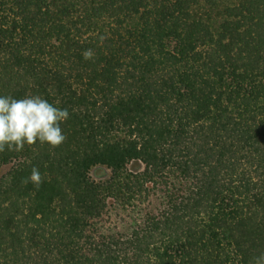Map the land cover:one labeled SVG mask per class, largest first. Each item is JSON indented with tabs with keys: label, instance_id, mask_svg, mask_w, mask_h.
<instances>
[{
	"label": "trees",
	"instance_id": "16d2710c",
	"mask_svg": "<svg viewBox=\"0 0 264 264\" xmlns=\"http://www.w3.org/2000/svg\"><path fill=\"white\" fill-rule=\"evenodd\" d=\"M0 95L69 111L60 146L0 152V264L264 253V0H0Z\"/></svg>",
	"mask_w": 264,
	"mask_h": 264
},
{
	"label": "clouds",
	"instance_id": "9594fccd",
	"mask_svg": "<svg viewBox=\"0 0 264 264\" xmlns=\"http://www.w3.org/2000/svg\"><path fill=\"white\" fill-rule=\"evenodd\" d=\"M82 55L88 60L93 58L94 52L87 49ZM68 117V109H61L39 95L22 99L0 95V152H20L37 141L53 149L60 146L66 140L60 125ZM28 182L36 186L43 182L38 168L33 167L30 176L22 180L24 184ZM252 264H264V253L253 257Z\"/></svg>",
	"mask_w": 264,
	"mask_h": 264
},
{
	"label": "rangeland",
	"instance_id": "374dc122",
	"mask_svg": "<svg viewBox=\"0 0 264 264\" xmlns=\"http://www.w3.org/2000/svg\"><path fill=\"white\" fill-rule=\"evenodd\" d=\"M5 171V169L1 170L0 176ZM95 177L97 178L96 175ZM155 207H157V201L151 199L148 204L144 205L143 209L153 211ZM138 218L139 216H137L136 213H134L133 211H120L111 208L109 209L108 213L103 217L101 224L105 231L111 230L120 233H127L135 225V219Z\"/></svg>",
	"mask_w": 264,
	"mask_h": 264
}]
</instances>
